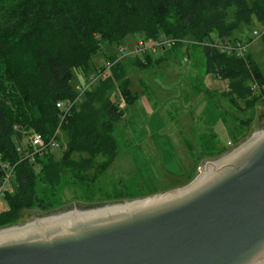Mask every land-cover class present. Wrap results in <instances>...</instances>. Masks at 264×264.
Instances as JSON below:
<instances>
[{"label": "trees", "instance_id": "trees-1", "mask_svg": "<svg viewBox=\"0 0 264 264\" xmlns=\"http://www.w3.org/2000/svg\"><path fill=\"white\" fill-rule=\"evenodd\" d=\"M257 24L264 27V0H0V163L13 168L14 187L4 196L8 209L0 213V226L17 222L22 209L54 207L71 185L89 189L118 156L115 126L140 96L125 58L111 54L104 60L114 62V75L105 73L88 88L62 124V155L49 150L34 161L23 159L26 135L35 130L49 140L58 130L57 103L79 94L75 72L86 80L104 68L95 67L92 56L105 43L120 46L130 35H138L135 44L164 36L242 41L243 27ZM204 52L206 72L228 82L235 104L264 98V72L251 52L208 46ZM129 58L139 66L156 60L149 51ZM5 173L0 167V179Z\"/></svg>", "mask_w": 264, "mask_h": 264}, {"label": "water", "instance_id": "water-1", "mask_svg": "<svg viewBox=\"0 0 264 264\" xmlns=\"http://www.w3.org/2000/svg\"><path fill=\"white\" fill-rule=\"evenodd\" d=\"M0 264H264V125L183 185L0 226Z\"/></svg>", "mask_w": 264, "mask_h": 264}, {"label": "rangeland", "instance_id": "rangeland-1", "mask_svg": "<svg viewBox=\"0 0 264 264\" xmlns=\"http://www.w3.org/2000/svg\"><path fill=\"white\" fill-rule=\"evenodd\" d=\"M256 26L243 27L240 36L249 43L248 51L264 72V38L254 35V30L263 27ZM137 39L138 35H130L120 46L105 43L92 56L93 64L100 69L106 61L105 55L116 54L117 60L125 58V72L140 96L126 107L123 119L115 126L118 156L89 189L71 185L60 203L42 212L35 208L22 209L15 223L50 211H64L75 204L110 203L183 185L196 175L198 166L205 160L223 154L264 125L263 97L253 105L235 104L228 82L206 72L204 48L214 46L189 39L173 49L150 51L152 58L160 61L150 62L153 67L139 68L138 61L129 58L132 55L120 54V47L125 45L129 51ZM113 72L112 67L109 74L114 75ZM84 80L85 74L78 70L72 84L78 87ZM118 83L115 81V86ZM121 105L124 107V102ZM28 135L24 144L29 142ZM64 149L52 151L61 156ZM7 209V200L1 196L0 213Z\"/></svg>", "mask_w": 264, "mask_h": 264}, {"label": "built area", "instance_id": "built-area-1", "mask_svg": "<svg viewBox=\"0 0 264 264\" xmlns=\"http://www.w3.org/2000/svg\"><path fill=\"white\" fill-rule=\"evenodd\" d=\"M254 35L256 37H262L264 35V27L261 30H254ZM189 39H178V38H170V37H162L157 41L152 42H145L144 40H139L135 46L127 51L125 46L120 47V54L122 57L126 55H139L144 54L150 51H158L161 48L167 47H174L179 42H188ZM204 44L209 46H214L222 51H228L229 53H237L238 55L245 56L248 52L249 43H245L244 41H229V40H220L215 38L214 40H208ZM144 60V59H143ZM114 65V62L110 60H106L104 63V68L101 71H97L94 74L90 75L82 84L78 85L76 89L78 90L79 94L77 98L72 101L62 100L57 103L60 112V123L58 126V130H56L55 134L47 140L42 133L38 131H31L28 135L29 139V149L26 150V153L23 154V159H29L31 161L36 160L38 156H42L45 153H48L49 150H54L58 148H66V143L62 140L63 132H62V124L67 118L68 114H70L73 105L80 101L83 97L84 93L88 88H90L93 84H95L102 75L105 73H109ZM123 103V102H122ZM0 167L4 172H6L3 178L0 179V197L5 196L8 192H13L14 187L12 186V179H13V168L10 164L1 161Z\"/></svg>", "mask_w": 264, "mask_h": 264}, {"label": "crops", "instance_id": "crops-1", "mask_svg": "<svg viewBox=\"0 0 264 264\" xmlns=\"http://www.w3.org/2000/svg\"><path fill=\"white\" fill-rule=\"evenodd\" d=\"M130 43H132V42H130ZM125 46V45H124ZM135 46V43L133 42L132 44H131V47L133 48ZM160 50H164V51H166V49L165 48H161ZM157 52V51H156ZM156 61H160L159 60V58L158 59H156L154 62H156ZM155 64V63H154ZM150 66H152L153 67V65H150ZM149 66V67H150ZM139 68H140V66H139Z\"/></svg>", "mask_w": 264, "mask_h": 264}]
</instances>
